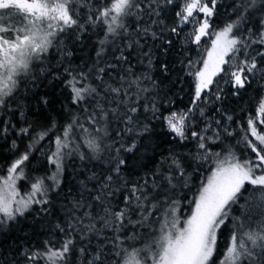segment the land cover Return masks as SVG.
<instances>
[{
  "label": "snow or ice",
  "instance_id": "snow-or-ice-1",
  "mask_svg": "<svg viewBox=\"0 0 264 264\" xmlns=\"http://www.w3.org/2000/svg\"><path fill=\"white\" fill-rule=\"evenodd\" d=\"M170 9L171 27L165 23ZM222 13L228 20L216 29ZM185 28L187 42L197 47L212 38L202 59L180 61L193 81L189 106L165 112V80L182 82L171 80L180 70L170 57L173 37ZM89 33L103 38L86 71L70 66L71 51L63 53L67 64L48 60L54 41L67 35L83 45ZM133 60L147 71H134ZM255 81H264V0H0V139L14 137L15 156L0 175V234L36 207L47 237L40 247L10 245L11 259L0 252L2 264H264V95L243 129L251 156L241 159L232 150L221 156L209 147L222 134L234 135L222 122L233 121L225 101ZM59 85L70 95L57 96ZM45 86L52 91L41 94ZM49 111L66 121L58 135ZM26 112L37 119L28 122ZM153 121H161L166 140L182 148L194 142L196 151L169 149L159 159L148 157L149 168L138 146L146 135L151 139ZM23 137L30 143L19 151ZM46 138L53 170L32 179L25 169ZM73 158L83 177L76 184L65 177V161ZM205 162L214 167L188 199L184 190L191 191L193 173ZM98 164L104 167L94 171ZM26 179L30 191L21 194L18 182ZM184 201L191 211L182 219ZM222 229L230 234L221 251Z\"/></svg>",
  "mask_w": 264,
  "mask_h": 264
},
{
  "label": "trees",
  "instance_id": "trees-1",
  "mask_svg": "<svg viewBox=\"0 0 264 264\" xmlns=\"http://www.w3.org/2000/svg\"><path fill=\"white\" fill-rule=\"evenodd\" d=\"M230 2V0H229ZM228 20V16L224 15L223 13L214 20V28L219 29L221 28ZM165 23L171 27L175 23V18L173 15L172 10L170 9L169 12L165 16ZM190 32L189 28H185V30L181 33L180 37H173L175 44L174 49L171 54V61L172 66L175 70L180 71H174L171 74V80L172 81H182L175 84L170 83L168 80H165L163 88L164 92L161 93L162 96H164L165 93H167L165 101H162V104L164 105L165 112L167 111L168 107H171L172 110H184L186 109L191 101V94H192V77L187 75L188 69L185 67L184 64H181L180 61H187L188 59H192L194 61H199L203 58L205 55V49L208 48L210 38H205V41L202 43L200 47H197L195 45H192L191 43L187 42V36ZM91 38L85 37L84 44L81 45L79 43H73L72 40L68 38L67 35H64L63 37L59 38L60 43L56 44L54 41V47L48 54V60L52 59V56L56 57L55 61H52L55 63L56 61L64 60V63L67 64V60L64 58L63 53L65 51H71L73 53L71 57V67L74 69L84 68V70H87V66H90L93 61L96 60V51L98 49V42L100 39H102V36L94 35L92 33L88 34ZM211 37V36H210ZM106 47H110L109 45H106ZM105 58L110 59L111 58V52L105 53ZM134 68L133 70L137 73L147 71V69L143 65H139L136 63L135 60H133ZM200 65L197 64L196 67H199ZM194 70V69H193ZM153 75H157V73L153 72ZM32 87V82L28 80L27 85H22L21 91L23 94L27 95L28 90ZM226 92H231V89L226 87ZM38 91L43 94L45 92H51L52 88H49L47 86L41 87L38 89ZM55 93L57 96H60L61 93H63V97H67L70 95V92L68 89L64 88L63 85H59L55 88ZM264 95V81H255L250 86H248L246 89H242L240 91L239 96H231L229 95V98L227 101H225V107L228 109V114L233 116L232 122H226L222 121L223 123H228L230 130L234 132V135L231 137L224 136L222 134L221 141L217 144L213 145L210 144L209 147L212 152H220L221 156L225 155L228 150H232L235 152L237 157L244 159L246 157L251 156L250 150H247L244 147L243 142V135L244 131L243 129L246 128L247 120L255 115V109H256V101L257 98ZM61 97V98H63ZM167 101H172L174 103H167ZM65 103H70V101L65 100ZM55 109H60V104L57 103L55 105ZM209 114H211V110H209ZM47 115H53L56 116L57 120V129L55 130V134H60L59 132V126L63 123H66V121L63 119L62 115L58 116L56 115L55 111H49ZM26 117L28 122H32L37 119L36 116H33L32 112H26ZM220 118V117H215ZM41 123H44L43 118H39ZM17 123L23 125V121L19 120L17 118ZM153 133L151 134V139L146 135L144 138H142L140 145L138 146L140 148V152L143 155V163L147 164L149 168L153 167V162H151L148 157L155 156L157 159H159V156L161 153L167 154L169 149H174L178 152H195V145L194 142H191L188 144L187 148H182L176 145L175 143L169 142L165 139V136L167 135L166 130L163 128L161 121H153ZM40 129H37L39 131ZM51 134V133H50ZM14 138V137H11ZM11 138L9 140L5 141L3 139H0V175L6 174L7 166L11 163L13 159H15V156L12 151L9 150ZM23 140L22 143L18 140V143L20 144L19 151H24L26 146L30 143L27 137L21 138ZM144 145H147V148L145 149ZM155 149V151H153ZM54 150L53 145L51 141H49L47 138L43 141H40L38 144L35 145L34 150L32 151L31 155L33 159L31 160V166L30 168H26L25 172L28 176H30L32 179H35L37 177H43L47 176L53 169L51 165L47 163V156L50 154V152ZM84 150V149H82ZM131 163V161H130ZM66 164V171H65V177L66 182H70L71 184H76L79 179H82L83 177L80 175H76L81 162L79 159H68L65 161ZM93 164H97V162H93ZM104 167L103 164H98L97 167L93 168V170L102 169ZM193 167H196L194 164ZM214 167V164L211 162H205L204 166L200 168L198 171L193 173L192 181H191V191L185 189L184 195L188 197V199H193L198 192V188L200 183L210 174V169ZM147 169H137V173L140 175H143V172ZM189 172H192V169H189ZM137 175L133 174L129 177V179H136ZM32 180L26 179L23 181L18 182L19 190L21 193L27 192L30 190V183ZM67 191V189H65ZM76 189H73V192L75 193ZM60 202H57V208L56 212L59 215H62L60 213ZM36 207L33 208L32 212L30 214H26V218L22 220V222L14 229L12 230L10 227L5 228L2 231L5 234H0V252H8L9 258L11 259V250L9 248L10 245L14 246V248L19 251L21 247H27L29 245L33 247H40L43 240L46 239L45 230L41 229L40 226L36 223V220L38 219L36 215ZM191 211V205L187 203V201H184V204L182 205V219L186 218L187 215L190 214ZM51 219H55V216L51 217ZM229 228H231V225H229ZM223 234L220 236V239L218 241V245L220 250L222 251L227 244V238L230 234L229 231L223 230ZM0 264H2V257H0Z\"/></svg>",
  "mask_w": 264,
  "mask_h": 264
},
{
  "label": "rangeland",
  "instance_id": "rangeland-1",
  "mask_svg": "<svg viewBox=\"0 0 264 264\" xmlns=\"http://www.w3.org/2000/svg\"><path fill=\"white\" fill-rule=\"evenodd\" d=\"M207 38H210V40H211L212 37L209 36V37H207ZM209 46H210V42H209ZM209 46H208V47H209ZM4 175H6V174H4ZM18 188H19V186H18ZM29 191H30V190H29ZM27 192H28V191H27ZM27 192H24V193H21V194H26Z\"/></svg>",
  "mask_w": 264,
  "mask_h": 264
}]
</instances>
